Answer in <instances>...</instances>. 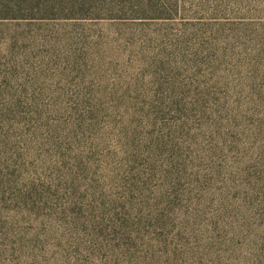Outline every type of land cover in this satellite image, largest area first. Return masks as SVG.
<instances>
[{
  "label": "rangeland",
  "instance_id": "374dc122",
  "mask_svg": "<svg viewBox=\"0 0 264 264\" xmlns=\"http://www.w3.org/2000/svg\"><path fill=\"white\" fill-rule=\"evenodd\" d=\"M262 170L264 0H0V264H259Z\"/></svg>",
  "mask_w": 264,
  "mask_h": 264
},
{
  "label": "trees",
  "instance_id": "16d2710c",
  "mask_svg": "<svg viewBox=\"0 0 264 264\" xmlns=\"http://www.w3.org/2000/svg\"><path fill=\"white\" fill-rule=\"evenodd\" d=\"M135 130H138V126ZM263 172L264 171L262 170L261 174ZM250 178L251 177L248 176L246 179L251 180ZM257 180H259V178H257ZM248 182H250V184L256 185L253 195H255V199H256V203H255L256 219L255 220L257 221L259 225V234L256 235V229H254L253 236L255 237V239L249 242L250 245H248V248L249 246H253V248L256 251L257 262L259 264H264V179L261 178L257 183H252L253 181H248ZM221 206L224 212L228 211V205L226 203H224V205H221ZM241 218L243 220L241 222V225H244V227H247L250 230L253 229V228H250V225H251L249 222L250 218L247 215H242Z\"/></svg>",
  "mask_w": 264,
  "mask_h": 264
}]
</instances>
